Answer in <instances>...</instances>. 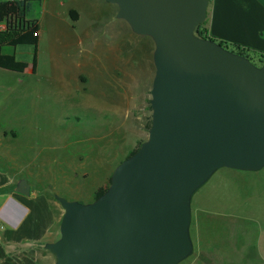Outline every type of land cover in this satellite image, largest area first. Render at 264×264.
Here are the masks:
<instances>
[{
	"label": "water",
	"instance_id": "1",
	"mask_svg": "<svg viewBox=\"0 0 264 264\" xmlns=\"http://www.w3.org/2000/svg\"><path fill=\"white\" fill-rule=\"evenodd\" d=\"M106 1L154 42L148 137L93 201L54 195L64 212L44 247L54 264H178L194 192L220 168L264 167V61L195 34L209 0ZM15 191L29 194L25 178Z\"/></svg>",
	"mask_w": 264,
	"mask_h": 264
},
{
	"label": "rangeland",
	"instance_id": "2",
	"mask_svg": "<svg viewBox=\"0 0 264 264\" xmlns=\"http://www.w3.org/2000/svg\"><path fill=\"white\" fill-rule=\"evenodd\" d=\"M39 3L32 0L28 17ZM98 14L88 34L83 20L76 35L67 29L44 35L35 73L0 75V128L15 134L0 135V167L48 193L59 215L57 237L64 210L54 195L93 201L147 139L151 122L154 42L112 16L107 3ZM6 48L31 62L32 45ZM190 207L193 249L178 264H264V167L218 169Z\"/></svg>",
	"mask_w": 264,
	"mask_h": 264
},
{
	"label": "crops",
	"instance_id": "3",
	"mask_svg": "<svg viewBox=\"0 0 264 264\" xmlns=\"http://www.w3.org/2000/svg\"><path fill=\"white\" fill-rule=\"evenodd\" d=\"M7 1L0 0V22L6 18ZM106 3L111 15L116 17L117 6L106 0H40L36 15L31 16L38 25L37 48L43 43L44 35H54L65 29L73 35L78 34L83 20L88 21L89 29L82 33H90L91 26L99 19L100 5ZM71 13L76 16L75 21ZM204 27L209 35L229 45L264 51V0H209ZM84 40L90 48V37ZM4 50L8 52L6 47ZM11 69L0 65V75L10 76ZM0 135L3 138L15 136L13 131L3 128H0ZM19 179L0 167V264H54L53 254L44 245L58 238L57 209L50 202L48 193L33 186L26 178L29 194L17 193L15 187Z\"/></svg>",
	"mask_w": 264,
	"mask_h": 264
},
{
	"label": "trees",
	"instance_id": "4",
	"mask_svg": "<svg viewBox=\"0 0 264 264\" xmlns=\"http://www.w3.org/2000/svg\"><path fill=\"white\" fill-rule=\"evenodd\" d=\"M32 0H20L13 1L9 0L5 3V14L6 17L17 15V13L24 16V26L20 29L10 30L5 32H0V65L8 66L15 70H26L30 69L32 73L36 72L37 65V45H38V25L35 19L30 17H26L30 11ZM72 19L75 21L77 18L75 15L71 13ZM204 24H200L195 29V34L204 39H211L222 45L223 47L228 49L227 43L209 35L206 28L203 26ZM19 45H32L33 46V55L31 62H27L25 60H16L14 53H5L3 52L5 47H16ZM232 52H235L239 55H242L248 58L250 61L253 58H258L259 61H264V51H252L250 49H245L236 44H231ZM82 80V77L80 78ZM151 123V122H150ZM149 123V127H150ZM141 143L134 149L131 150L127 156H131L134 154L140 147ZM110 183V179H109ZM108 186L99 187L95 194L94 199L102 195Z\"/></svg>",
	"mask_w": 264,
	"mask_h": 264
},
{
	"label": "built area",
	"instance_id": "5",
	"mask_svg": "<svg viewBox=\"0 0 264 264\" xmlns=\"http://www.w3.org/2000/svg\"><path fill=\"white\" fill-rule=\"evenodd\" d=\"M24 20V16L19 13L8 16L0 22V32L20 29L24 26Z\"/></svg>",
	"mask_w": 264,
	"mask_h": 264
}]
</instances>
